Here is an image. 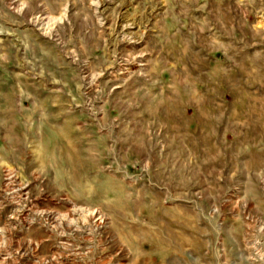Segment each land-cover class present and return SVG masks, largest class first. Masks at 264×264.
Wrapping results in <instances>:
<instances>
[{"label": "rangeland", "instance_id": "374dc122", "mask_svg": "<svg viewBox=\"0 0 264 264\" xmlns=\"http://www.w3.org/2000/svg\"><path fill=\"white\" fill-rule=\"evenodd\" d=\"M0 264H264V0H0Z\"/></svg>", "mask_w": 264, "mask_h": 264}, {"label": "bare ground", "instance_id": "6f19581e", "mask_svg": "<svg viewBox=\"0 0 264 264\" xmlns=\"http://www.w3.org/2000/svg\"><path fill=\"white\" fill-rule=\"evenodd\" d=\"M91 215L93 216V215H94V213H92ZM97 221H99V219H98Z\"/></svg>", "mask_w": 264, "mask_h": 264}]
</instances>
